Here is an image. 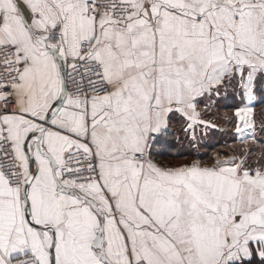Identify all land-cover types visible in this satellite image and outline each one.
I'll list each match as a JSON object with an SVG mask.
<instances>
[{
	"label": "snow or ice",
	"instance_id": "1",
	"mask_svg": "<svg viewBox=\"0 0 264 264\" xmlns=\"http://www.w3.org/2000/svg\"><path fill=\"white\" fill-rule=\"evenodd\" d=\"M0 264H264V0H0Z\"/></svg>",
	"mask_w": 264,
	"mask_h": 264
},
{
	"label": "crops",
	"instance_id": "2",
	"mask_svg": "<svg viewBox=\"0 0 264 264\" xmlns=\"http://www.w3.org/2000/svg\"><path fill=\"white\" fill-rule=\"evenodd\" d=\"M179 148H180V145H179V144H177V145H176V149L178 150Z\"/></svg>",
	"mask_w": 264,
	"mask_h": 264
},
{
	"label": "trees",
	"instance_id": "3",
	"mask_svg": "<svg viewBox=\"0 0 264 264\" xmlns=\"http://www.w3.org/2000/svg\"><path fill=\"white\" fill-rule=\"evenodd\" d=\"M219 139H220V136H219V134H217L216 140H219Z\"/></svg>",
	"mask_w": 264,
	"mask_h": 264
},
{
	"label": "rangeland",
	"instance_id": "4",
	"mask_svg": "<svg viewBox=\"0 0 264 264\" xmlns=\"http://www.w3.org/2000/svg\"><path fill=\"white\" fill-rule=\"evenodd\" d=\"M213 143H216V141H213Z\"/></svg>",
	"mask_w": 264,
	"mask_h": 264
}]
</instances>
